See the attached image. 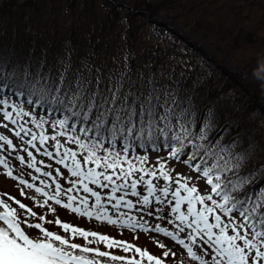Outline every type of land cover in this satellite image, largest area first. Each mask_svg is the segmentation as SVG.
I'll use <instances>...</instances> for the list:
<instances>
[{"label": "snow or ice", "instance_id": "1", "mask_svg": "<svg viewBox=\"0 0 264 264\" xmlns=\"http://www.w3.org/2000/svg\"><path fill=\"white\" fill-rule=\"evenodd\" d=\"M63 63L0 46V175L17 191H0V264H264L252 146L154 74L105 84Z\"/></svg>", "mask_w": 264, "mask_h": 264}, {"label": "trees", "instance_id": "2", "mask_svg": "<svg viewBox=\"0 0 264 264\" xmlns=\"http://www.w3.org/2000/svg\"><path fill=\"white\" fill-rule=\"evenodd\" d=\"M54 1L56 0H0V46L15 45L25 52L34 49L38 59L43 60L46 57L47 64L55 70L64 67L63 61L68 60L70 54L72 67L68 68L69 73L77 67L81 72L91 68L93 78L103 73L105 84L113 76H122L127 82L129 79L142 81L146 75L154 74L185 97H190L200 113L211 112L217 122V128L212 135L227 126L224 139L238 135L243 140L241 146L251 145L250 167L264 165V124L252 116L256 106L253 102L261 96L258 95L257 86L254 87V97L241 100L244 91L239 90L233 80H224L221 73L220 77L210 74L205 78H196L190 73L180 74L179 68L171 71L170 64L166 62L167 57H160L159 49L153 45L149 46L142 39L145 22L138 18L135 12L127 11L125 14L127 26L119 23L122 17L116 8L117 0H114V4L106 2V7L99 10L95 0H91L89 5L85 3L84 7L83 0H63L66 9L64 25H60L61 18L56 12ZM139 1L142 8L150 11V16L159 15L161 8H165L168 11H176L178 16H185V20H189L183 5L190 0ZM190 2L192 10H196L200 5V9L205 11L201 12L196 23H200V26L208 25L206 34L218 31L223 35L222 19L226 21L225 15L223 18L220 15L217 21L213 22L206 13L211 7L195 0ZM239 3L232 2L230 11L235 12L238 9L236 13H239ZM252 5L258 8L254 9L252 6L244 14H239V18L244 23L248 20L254 28L246 31V26L238 21L236 25L229 26L224 34L226 36L222 37L230 41L229 45L233 50L239 48L241 38L246 44L256 43L255 35L259 31L257 27L264 20V5L261 2ZM81 7L83 9L77 10ZM259 7H263L262 11ZM261 12L263 14H260ZM250 14L256 16L251 18ZM259 15L261 21L258 19ZM235 88L238 91L234 90Z\"/></svg>", "mask_w": 264, "mask_h": 264}, {"label": "rangeland", "instance_id": "3", "mask_svg": "<svg viewBox=\"0 0 264 264\" xmlns=\"http://www.w3.org/2000/svg\"><path fill=\"white\" fill-rule=\"evenodd\" d=\"M90 1L91 0H83L82 7L85 6V3L89 5ZM95 1L98 4L95 3L98 10L103 9L101 7H106V2L115 3L114 0ZM190 1H187L183 8L186 12V16L189 15V20L180 18V16L178 18V16L173 13L174 11H168L165 8L160 11L161 13H159V15L151 17L149 11L142 8L139 4V0H117L116 8L120 13L119 16L122 17L119 23L123 26H127L126 19L123 17L127 11L139 14V18L145 22L142 33L144 38L142 39H144L149 46L153 45L158 48L160 57H167L166 62L170 64L171 71H175L176 68H179L180 74L188 75L189 73H193L196 78L209 75L214 71L219 77L223 75L224 80L231 79L236 86H242L245 89V94L242 95L243 98H241V100H244L245 97L249 95L248 92L252 87L251 84H255L259 79H261V83L263 82L264 84V20L261 21V16L259 15L258 19H260L259 21H261V24H259V26L257 25L259 31L255 35V39L257 40L255 45L246 44V41L241 38L239 48L233 50L231 49L232 46L230 48V41L222 37L227 32L226 30L229 26L236 25L238 21L242 22L239 18V14H244L245 11L250 10L253 6L252 3L261 2L264 5V0H195L197 3L201 2L202 5L211 7V9L206 12L211 21L216 22L220 15L221 18L225 15L226 21L222 19L223 35H220L218 31L206 34L208 25L203 24L200 26V23H196L198 17L201 16V12L205 11L200 9V5L196 10L194 8L192 10ZM234 1L240 2L238 5L240 7L239 13H236L238 9L235 12H231L229 9L230 4ZM54 2V6L57 10L56 12H58L61 18L60 25H64L66 22L64 1L56 0ZM82 7L77 10L83 9ZM253 8L255 9L258 7L253 6ZM262 9L263 7L259 10L262 11ZM48 14H50V11ZM260 14L263 13L261 12ZM255 16V14H252L251 18ZM246 22L248 24L244 22L240 23L246 26L244 30L248 31L254 28L251 27L248 20H246ZM217 32L219 33L218 35ZM225 36L226 35H224V37ZM238 88L241 90L239 86ZM262 89L263 85L259 84L258 92ZM234 90L238 91L237 88ZM256 105H258L256 115L261 122H264V99L256 101ZM13 183L11 178L5 179L3 175H0V191L17 194L16 189L13 187ZM18 198L26 200L24 197L18 196ZM114 234L117 236L120 235L119 233ZM124 235L129 240H132V237L127 233Z\"/></svg>", "mask_w": 264, "mask_h": 264}]
</instances>
